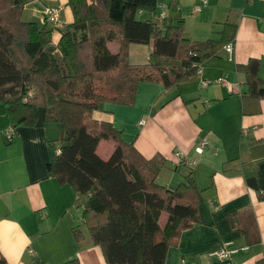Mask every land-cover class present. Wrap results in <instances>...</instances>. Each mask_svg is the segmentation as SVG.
<instances>
[{"label":"crops","instance_id":"obj_1","mask_svg":"<svg viewBox=\"0 0 264 264\" xmlns=\"http://www.w3.org/2000/svg\"><path fill=\"white\" fill-rule=\"evenodd\" d=\"M50 1L55 4L47 9L60 7L61 28L74 22L70 0ZM208 2L193 15L201 0H163L157 16L165 13L175 25L183 20L191 44L219 40L228 23L235 28L234 61L226 46L219 47L203 59V77L192 74L169 88L141 82L133 105L104 102L93 119L112 123L144 159H163L167 186H178L189 174L178 166L177 153L196 162L192 172L200 221L188 224L171 244L167 264H224L213 255L225 247L236 251L227 264H264V98L252 94L246 71L258 64L255 76L264 82V0ZM60 38L54 30L55 46ZM114 45L112 53H117L119 45ZM134 46L139 54L132 55ZM152 50L153 44L130 45L129 62L137 55L132 65L147 64ZM221 77L227 85H201L202 78ZM38 115L34 126L13 129L0 104V254L7 264H107L89 236L75 192L47 173L62 127L45 122L43 109ZM202 141L209 146L200 154L195 148ZM114 149L103 141L97 152L107 160ZM230 215H236L235 227ZM167 221L163 213L161 228Z\"/></svg>","mask_w":264,"mask_h":264},{"label":"trees","instance_id":"obj_2","mask_svg":"<svg viewBox=\"0 0 264 264\" xmlns=\"http://www.w3.org/2000/svg\"><path fill=\"white\" fill-rule=\"evenodd\" d=\"M32 1L0 0V104L11 127L34 126L40 109L45 122L61 125L60 145L52 146L47 173L75 192L89 236L107 264H167L171 244L188 224L200 221L194 166L178 165L189 169L178 186L160 185L164 160L144 159L112 123L96 121L93 114L104 102L133 105L141 82L169 88L188 79L194 64L234 42L235 28L227 23L219 40L191 44L183 20L175 25L169 16H157L163 0H70L74 22L48 27L47 21L22 20ZM208 3L201 0L193 15ZM196 7L201 10L194 12ZM54 30L61 34L56 46ZM85 43L93 48L92 72L81 60ZM110 43L119 45L117 53L111 52ZM151 44L147 64L129 62L130 45ZM247 67L252 94L264 98V82L255 76L258 64ZM120 70L127 74L114 96H97L94 76ZM103 141L115 145L107 160L97 152ZM163 213L168 221L161 228ZM229 218L235 227L236 215ZM0 264H7L1 254Z\"/></svg>","mask_w":264,"mask_h":264},{"label":"rangeland","instance_id":"obj_3","mask_svg":"<svg viewBox=\"0 0 264 264\" xmlns=\"http://www.w3.org/2000/svg\"><path fill=\"white\" fill-rule=\"evenodd\" d=\"M55 3L51 2L50 0H43L41 3L34 4H28L25 6V9L22 13V20L24 21H32L37 22L38 24L42 25V20H45V11L47 10L46 7L51 6ZM60 8V7H59ZM9 9V7H8ZM42 10V11H41ZM92 43V40H91ZM91 43H85L82 46L81 50V60L86 65V71L92 72V57H93V51H92V44ZM110 45V46H109ZM108 47H110L111 52L114 51L115 45L114 43L108 44ZM134 50H132V55L139 54L140 50L137 48V46H134ZM144 47H147L144 45ZM140 49H146V48H140ZM138 58V56H130V62L131 60ZM165 69V68H163ZM127 74V71L120 70L116 72H112L107 75L103 74H94L95 76V87L97 89V96H101L102 98L106 97H113L115 94L116 89L120 86H122L123 81V75ZM214 83V82H213ZM217 83V82H215ZM60 138V137H59ZM55 147H57L59 144V141L54 142ZM170 177L167 176L166 173L161 174L160 178L158 179V183L160 185H166V180L170 182ZM176 180V179H175ZM177 184V183H175ZM177 186V185H176Z\"/></svg>","mask_w":264,"mask_h":264},{"label":"built area","instance_id":"obj_4","mask_svg":"<svg viewBox=\"0 0 264 264\" xmlns=\"http://www.w3.org/2000/svg\"><path fill=\"white\" fill-rule=\"evenodd\" d=\"M204 3H207V0H203ZM201 9L199 7H196L194 9V12H199ZM166 14L163 13L161 15V18H165ZM46 21L47 23L51 24L54 27H60L61 26V10L59 8H50L47 9L46 11ZM225 50L228 54L229 60L230 61H234L235 59V43L234 42H230L226 45ZM193 74H196L200 77H203V67L201 64H194L193 67ZM213 82H217L219 84L222 85H227L228 81L226 80L225 77H221L215 81H209V80H204L202 78L201 81V85L203 87H208L211 84H213ZM143 124V122H141V125ZM11 137H13V134L10 133V135H8V138L11 140ZM209 146V143L207 141H202L199 142L196 145V152L197 153H203ZM176 158H177V163L178 165L180 164H185V165H189V166H195L196 162L190 160L184 153H177L176 154ZM236 251L230 250L228 247H225L223 249H221L220 251H218L217 253H215L213 256L216 258V260L218 262L227 264L228 261L231 259L232 254H234ZM183 264H185V262H183Z\"/></svg>","mask_w":264,"mask_h":264}]
</instances>
